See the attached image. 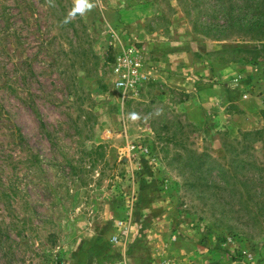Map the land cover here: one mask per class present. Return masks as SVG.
Instances as JSON below:
<instances>
[{"label":"rangeland","instance_id":"rangeland-1","mask_svg":"<svg viewBox=\"0 0 264 264\" xmlns=\"http://www.w3.org/2000/svg\"><path fill=\"white\" fill-rule=\"evenodd\" d=\"M35 2L0 54V264H264V59L229 53L264 32L245 0ZM129 43L147 78L123 90Z\"/></svg>","mask_w":264,"mask_h":264},{"label":"trees","instance_id":"trees-1","mask_svg":"<svg viewBox=\"0 0 264 264\" xmlns=\"http://www.w3.org/2000/svg\"><path fill=\"white\" fill-rule=\"evenodd\" d=\"M9 0H0V54L8 55L9 59L14 60L16 53L9 51L7 48V43H10L13 47L16 46L18 34L15 25V19H20L25 28H30L33 21L41 20L38 7L36 6L35 0H12V3H8ZM45 0H39L43 2ZM49 8L51 9H65L66 4L63 0H46ZM245 4L248 6V11L245 14L246 20L243 21L245 29H264V0H245ZM72 6H74L72 4ZM15 11V12H13ZM231 10L227 11L230 13ZM78 18L80 15L76 12ZM250 37L257 42L253 48H237L229 50V53H236L238 58L246 62L257 63L261 59H264V32L257 35H251ZM54 35L52 37H46L43 44L50 52V46L53 42ZM52 55H54V50L52 49ZM12 79L8 77L7 84L11 86ZM262 133L261 130L247 131L242 133L243 137L248 140H252V137ZM252 136V137H251ZM237 179V176H233ZM236 183V182H235ZM230 184V183H229ZM242 187L246 186L245 182L240 181ZM255 214L257 216L263 217L264 210L260 207H254Z\"/></svg>","mask_w":264,"mask_h":264},{"label":"built area","instance_id":"built-area-1","mask_svg":"<svg viewBox=\"0 0 264 264\" xmlns=\"http://www.w3.org/2000/svg\"><path fill=\"white\" fill-rule=\"evenodd\" d=\"M116 86L123 90L136 89L147 78L144 73V60L141 49L134 44L121 47L116 55Z\"/></svg>","mask_w":264,"mask_h":264},{"label":"crops","instance_id":"crops-1","mask_svg":"<svg viewBox=\"0 0 264 264\" xmlns=\"http://www.w3.org/2000/svg\"><path fill=\"white\" fill-rule=\"evenodd\" d=\"M101 260L99 261V257L97 256H85L81 260L80 264H100Z\"/></svg>","mask_w":264,"mask_h":264},{"label":"clouds","instance_id":"clouds-1","mask_svg":"<svg viewBox=\"0 0 264 264\" xmlns=\"http://www.w3.org/2000/svg\"><path fill=\"white\" fill-rule=\"evenodd\" d=\"M86 0H76V11H83L85 6ZM89 7H91L89 5Z\"/></svg>","mask_w":264,"mask_h":264}]
</instances>
